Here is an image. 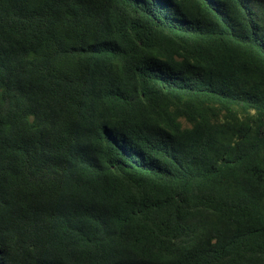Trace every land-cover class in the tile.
<instances>
[{
	"label": "trees",
	"instance_id": "trees-1",
	"mask_svg": "<svg viewBox=\"0 0 264 264\" xmlns=\"http://www.w3.org/2000/svg\"><path fill=\"white\" fill-rule=\"evenodd\" d=\"M0 264H264V0H0Z\"/></svg>",
	"mask_w": 264,
	"mask_h": 264
}]
</instances>
